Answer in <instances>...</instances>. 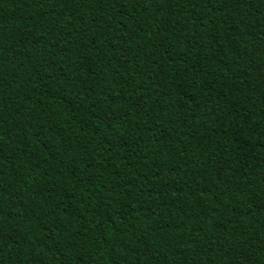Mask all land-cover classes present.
Listing matches in <instances>:
<instances>
[{
	"label": "trees",
	"instance_id": "obj_1",
	"mask_svg": "<svg viewBox=\"0 0 264 264\" xmlns=\"http://www.w3.org/2000/svg\"><path fill=\"white\" fill-rule=\"evenodd\" d=\"M0 264H264V0H0Z\"/></svg>",
	"mask_w": 264,
	"mask_h": 264
}]
</instances>
